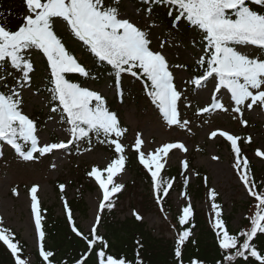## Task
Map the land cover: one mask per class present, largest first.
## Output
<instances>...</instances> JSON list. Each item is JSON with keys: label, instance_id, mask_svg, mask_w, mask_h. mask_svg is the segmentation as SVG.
I'll list each match as a JSON object with an SVG mask.
<instances>
[{"label": "snow or ice", "instance_id": "6c2138e0", "mask_svg": "<svg viewBox=\"0 0 264 264\" xmlns=\"http://www.w3.org/2000/svg\"><path fill=\"white\" fill-rule=\"evenodd\" d=\"M154 2L167 5L173 10L169 11L168 15L173 17L177 26L179 22L186 21L203 34V55L197 61L203 72L191 81L194 87L204 88L211 81L214 93L226 90L234 104L231 111L241 117L245 107L251 110L257 104L264 106V0ZM25 5L28 14L22 18L23 23L16 30H11L6 23H0V142L14 149L24 161H35L56 150L67 149L77 141L87 140L90 144L94 135L100 144L113 147L116 156L105 169L93 167L88 172L102 191L98 212L111 210L115 206L113 197L124 187L123 184L115 183L114 177L126 167V148L121 138L127 128L121 126L118 114L109 109L101 91L73 82L69 78V74H74L84 80H99L98 75L93 74L66 46L57 28H66L91 56L111 66L117 82L125 73L144 79L148 84V95L152 103L157 106L169 126L187 128L190 123L187 119L180 118L179 105L184 92L176 85L166 56L150 47L152 41L149 33L122 16L121 0H25ZM164 43L166 42L161 43V48ZM257 50L261 55H255ZM34 51L41 53L46 60L48 91L53 105L50 111L59 112L63 123L69 126L70 138L67 141L42 144L37 134V122L23 111L21 90L25 86L31 87L32 74L35 72L34 61L31 59ZM9 77L12 78V84H9ZM13 84L17 87H13ZM216 110L228 112L229 108L213 95L211 105L200 108L197 114ZM241 123L247 125L246 120L241 119ZM217 135L230 142L236 156L234 167L239 179L248 195L256 201L255 214L249 218L250 230L233 235L222 219L221 206L215 202L218 194L214 189L210 192V199L213 201L211 210L214 213L212 227L223 254L218 264H236L238 259L248 261L249 257L259 264H264V253L258 251L252 243L258 233H264V191L258 190L259 186L251 176L248 159L241 158V150L238 147L240 138L223 130L213 131L210 138ZM247 142H251L250 137ZM143 143L141 134H137L133 151L137 154L139 164L150 174L154 197L163 211L162 201L173 187V181L165 179L161 174L167 162L166 158L174 149L187 152V148L183 143H165L154 152L145 153L141 150ZM87 150L90 151L91 148ZM255 154L264 158V151L258 149ZM182 163L187 170L188 162ZM184 183L187 184V179ZM64 187L60 185L61 192ZM38 188L39 186L35 185L30 190L31 213L38 236L39 256L44 264H52L50 258L54 253L45 249L46 233L37 196ZM13 193L17 194L15 189ZM64 206L72 232L88 243V255L92 254L97 241L100 242V249L95 252L97 264H130L124 257H114L107 253L103 237L97 235L101 222L99 214L90 229L92 238L89 239L77 228L67 202ZM134 215L137 221L143 219L137 213ZM193 215L194 209L189 202L182 208V214L179 216L182 230L177 235L174 250L177 264H183L182 248L193 235L194 224L188 228L183 227L190 223ZM241 237L244 238L243 241ZM14 240V234L8 228L0 227V241L10 251L14 264H29L21 256L22 246ZM137 243L139 244V241ZM85 260L86 257H82L76 260L75 264H85ZM136 264H143L139 251ZM189 264L202 262L192 259Z\"/></svg>", "mask_w": 264, "mask_h": 264}, {"label": "rangeland", "instance_id": "374dc122", "mask_svg": "<svg viewBox=\"0 0 264 264\" xmlns=\"http://www.w3.org/2000/svg\"><path fill=\"white\" fill-rule=\"evenodd\" d=\"M24 8V11H19L15 15L2 12L0 23H6L11 30H16L23 23L22 18L28 14L26 5ZM120 10L122 16L129 18L149 33L152 41L150 47L166 56L175 77V83L184 92L179 105L180 118L190 122L187 128L169 126L159 109L154 108L152 104H149V107L143 104L139 107L134 104L123 106L116 110L123 127L127 128V132L121 138L123 144L134 145L137 134H141L144 142L141 150L145 153L154 152L165 143H183L187 152L179 149L172 150L166 158L167 162L162 171L167 168L179 169L181 175L178 183L188 190L187 187L196 182L194 169H201L206 173L210 187L201 199H195L185 189L177 188L169 197L174 208V216L179 219L182 208L190 202L193 208L203 212L212 227L214 213L211 210L213 201L210 199V192L214 189L220 195L222 212L226 215L231 214L237 204L244 205L245 210H237L231 224L234 230H239L247 214L250 217L255 214L256 201L248 195L239 179L234 167L236 156L230 142L219 135L215 138L210 136L213 131L223 130L239 137L238 147L241 150V158H247L249 163L255 164L264 176V158L257 157L255 154L258 149L264 151V106L257 104L251 110L245 107L241 117L240 114L231 111L234 104L230 100V93L226 90L214 93L211 81L204 88L194 87L191 81L197 76L191 72L190 68L198 65L197 61L203 53L202 49L192 48L188 42L184 43L183 40L174 38L159 24H153L150 18L137 13L131 0H121ZM149 25L155 26L149 27ZM58 29L61 30V35H64L66 46L82 60L78 46L69 31L64 27H58ZM162 42H166L163 48H161ZM255 55L259 56L261 53L257 50ZM31 59L34 61L35 72L32 74L31 87L25 86L21 90L23 111L33 120L38 113L42 112V125L38 126L37 131L42 144L67 141L70 138L69 126L63 123L59 112L50 111V107L53 106L50 92H39L48 77L46 60L42 55L31 56ZM176 65L183 67L177 68ZM89 87L101 91L106 100L114 99L115 91L108 84ZM213 95L218 101L223 102L229 111L216 110L198 115L200 108L211 105ZM241 119L246 120L247 125L242 124ZM249 137L250 143L247 142ZM89 147L90 151L87 150ZM8 150L12 148L0 142V227H6L20 235L29 248L28 253L39 251L38 236L35 233L34 217L31 213L30 191L33 186L38 185L37 196L42 217L46 215V212L42 211L44 206L53 207L57 217H67L65 202L68 205V202L74 199H81L87 208L86 216L71 213L83 232L90 233L96 216L98 214L102 216V213L98 212L102 191L88 172L93 167L105 169L110 163L109 154L97 145L90 146L83 141L74 142L67 149L56 150L35 161L11 159V156L6 153ZM73 150H77L78 153L74 157ZM183 161L188 162L187 170L183 167ZM190 161L193 163L190 164ZM185 179L187 184L184 183ZM132 180V174L129 171H123L114 177L115 183L124 185L119 192L121 196L123 194V200L116 203L114 208L118 216L121 219L130 217L132 210H136L143 216L144 222L156 236L171 242L176 241L179 232L172 224L174 216L161 211V205L157 204L155 197L152 200L148 199L143 184L133 183ZM60 185L65 186L63 192L60 190ZM128 185L131 186L126 189ZM262 185L261 191H264V182ZM13 189L17 194L13 193ZM153 206L158 207V210L152 212ZM29 261L32 263L33 257H30Z\"/></svg>", "mask_w": 264, "mask_h": 264}, {"label": "trees", "instance_id": "16d2710c", "mask_svg": "<svg viewBox=\"0 0 264 264\" xmlns=\"http://www.w3.org/2000/svg\"><path fill=\"white\" fill-rule=\"evenodd\" d=\"M131 3L137 13L150 18L153 24H159L165 32L171 34L174 38L183 40L184 43L188 42L192 48H203V34L190 26L186 21L179 22L177 26L173 21V17L168 15V12L173 10L169 9L167 5L157 4L154 0L153 2H146V0H131ZM24 5V0H0V13L4 12L5 14L8 13L15 15L19 11H24ZM57 32L64 41V35H61L60 33L61 30L57 28ZM72 38L74 39L76 46H78V52L82 56L81 62L85 64L93 74H96L99 77L98 81H91L79 78L74 74H69V78L73 80V82L81 83L84 86L110 85L115 91L114 99L106 101L109 109L114 112H116L117 108L131 104H134L136 107H139L142 104L145 107H149V104H152L154 108H157V106L152 103L151 97L148 95V84L144 79L134 78L130 74L125 73L121 75L117 82L115 72L111 70V66L99 62L81 46V43L78 40L73 36ZM36 55H41V53L34 51L32 56ZM191 70L196 76L201 75L203 72V69L200 68L199 65L191 66ZM11 80L12 78L10 77L9 84L11 83ZM13 87H17V85L13 84ZM48 88L49 84L47 77L44 81V87L40 89L39 92L48 93ZM4 90L7 91V89ZM41 117H43L42 112L36 115L35 121L38 126L42 125ZM121 126L123 127L122 123ZM83 142L90 146L97 145L98 148L107 152L110 161L116 158L113 147H110L107 144H100L94 135L91 137L90 144L87 140ZM125 148L127 162L124 171H129L132 174L133 183L143 184L144 192L148 196V199L152 200L151 177L145 171L143 166L139 164L137 154L133 151V145L126 144ZM14 153L15 152H12L10 154L11 158L21 159V157L19 158V156H15ZM77 154L76 150L72 156L74 157ZM192 163L193 161H190V164ZM249 167L251 170V176L259 186L258 190L261 191L263 188L262 184L264 182V176H262V173L258 170L255 164L249 163ZM194 172L196 175V182L193 185H189L187 187L188 190L185 187L180 186L178 183L181 175L179 169L167 168L162 172V176H164L165 179L173 181V187L169 190V195L164 197L162 201L163 211L166 214L168 213L169 215L174 216V208L169 197L175 190H177V188H180V190L185 189V191L188 192V194H192L195 199H201L205 191L210 187L208 177L203 170L194 169ZM130 186L131 185H128L126 189ZM122 196L121 193H118L113 197L114 204L122 201ZM215 202L221 206L222 210L223 205L219 194L217 195ZM68 206L73 214L78 213L82 217L87 214V208L81 199L70 201ZM243 206L237 204L229 215L222 212V219L224 220L226 228L229 230L230 234L238 235L241 231L250 230L251 223L249 222V214H247V217L242 222L239 230H234L231 225L233 216L237 213V210H245L243 209ZM114 208L115 206L111 210L105 209L102 213L100 225L97 228V235L103 237V241L107 245V253L114 257H124L130 262V264H136L137 251H139V256L143 261V264H177L174 256L176 241L172 240L171 242V240L156 236L154 232L148 228L144 219L141 221L136 220L134 213L139 214L138 211L133 210L130 217L121 219ZM151 209L152 212H155V210H158V207L153 206ZM193 209L194 215L190 223L183 226L184 228H188L191 227L192 224L195 225V227L192 228L193 235L182 248L183 264H189L192 259H197L201 261L202 264H218V262L221 261L223 254L218 247L215 230L209 225L203 212L195 208ZM42 211L46 212V215L42 218V224L46 233L45 249L54 253V256L50 258L52 264H65V262L66 264H75V261L82 257H86L85 264H97L95 252L100 249L101 245L99 241H97L92 254L88 255L89 249L87 241L82 237L76 236L75 233L72 232L67 217H57L53 207L47 208L44 206ZM172 220V224L175 225L176 230L178 232L181 231L182 226L179 224V219H176V216H174ZM74 221L77 228L85 236H88L89 239H91V233H84L80 228L79 223H77V219H74ZM10 232L13 233L12 231ZM13 234L15 237L14 242H18L22 246L23 250L21 256L23 259L30 262V257H33L32 263L29 264H44L42 258L39 256V251L28 253L29 248L21 239L20 235ZM240 239L243 241L244 238L241 237ZM138 241L139 244L137 243ZM192 241H194V243ZM252 243L258 251L264 253V233H258ZM140 245H142V247ZM0 264H14V258L1 241ZM225 264H227V262H225ZM236 264H259V262L254 258L249 257L248 261L238 259Z\"/></svg>", "mask_w": 264, "mask_h": 264}]
</instances>
